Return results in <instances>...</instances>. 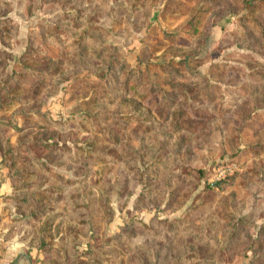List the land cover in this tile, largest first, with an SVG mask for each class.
Listing matches in <instances>:
<instances>
[{
    "label": "rangeland",
    "instance_id": "rangeland-1",
    "mask_svg": "<svg viewBox=\"0 0 264 264\" xmlns=\"http://www.w3.org/2000/svg\"><path fill=\"white\" fill-rule=\"evenodd\" d=\"M0 154L30 264H264V0H0Z\"/></svg>",
    "mask_w": 264,
    "mask_h": 264
},
{
    "label": "crops",
    "instance_id": "crops-1",
    "mask_svg": "<svg viewBox=\"0 0 264 264\" xmlns=\"http://www.w3.org/2000/svg\"><path fill=\"white\" fill-rule=\"evenodd\" d=\"M12 183L7 175L0 154V214L6 197L12 194ZM3 248H6L3 251ZM28 247L20 239H10L4 236V230L0 229V264H30L33 260L28 253Z\"/></svg>",
    "mask_w": 264,
    "mask_h": 264
},
{
    "label": "trees",
    "instance_id": "trees-1",
    "mask_svg": "<svg viewBox=\"0 0 264 264\" xmlns=\"http://www.w3.org/2000/svg\"><path fill=\"white\" fill-rule=\"evenodd\" d=\"M2 160H3V158H2Z\"/></svg>",
    "mask_w": 264,
    "mask_h": 264
}]
</instances>
